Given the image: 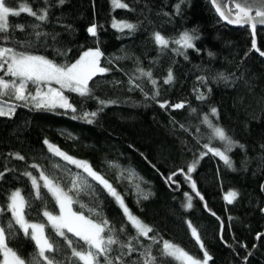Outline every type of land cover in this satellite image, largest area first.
Returning a JSON list of instances; mask_svg holds the SVG:
<instances>
[{
	"label": "trees",
	"instance_id": "16d2710c",
	"mask_svg": "<svg viewBox=\"0 0 264 264\" xmlns=\"http://www.w3.org/2000/svg\"><path fill=\"white\" fill-rule=\"evenodd\" d=\"M122 1L129 7L113 8L110 0H65L63 5L58 0H48L47 4L44 0H11L15 9H19L20 3L33 11L46 8L48 19L37 21L25 12L10 16L9 40H0V46L45 56L58 64L74 63L84 51L98 48L103 53L100 65L109 71L94 77L89 87L95 84L94 96L99 100L116 103L105 107L89 124L80 118L72 119V116L96 111L97 99H82L65 91L69 102L77 108L76 113H65L64 109L37 111L29 106L17 107L11 117H0V172H4L0 179V207L5 208L0 222L6 223L11 218L6 210L8 197L14 190H20L30 205L25 208L26 219L44 223L46 234L52 235L66 249L42 214L46 207L53 215H59V205L47 194L43 204L33 199L31 181L23 175L27 170L39 178V172L30 167L36 163L47 175L55 174L65 187L68 186L70 176L63 168L53 167L57 163L65 165V162L47 151L44 144L47 139L104 174L124 195L131 211L152 226L154 231L150 237L155 235L158 239L174 242L202 258L203 253L187 227V222L191 221L213 258L209 264H264V235H260L264 234V59L253 51L249 29L223 24L209 0ZM177 4L180 5L179 14ZM114 19L130 22L137 28L119 31L112 26ZM34 24L40 25L35 29L42 33L38 40L31 27ZM14 25H23V31ZM92 25H96L95 37L87 31ZM194 29L199 39L194 41V49L186 51L185 59L176 51L185 50L171 41ZM156 32L169 39L168 48L161 50L155 43ZM45 33L47 35H43ZM256 40L257 48L264 51V28L256 29ZM58 49L65 55H58ZM209 52L213 55L209 56ZM137 68L152 72L158 82V101L172 105L184 102L185 108L162 109L156 100L146 99L145 93L149 97L154 93L147 78L136 81L142 84L143 91H129V77L139 75ZM169 68L175 77L171 85L164 83ZM221 73L228 78L227 82L219 79ZM198 92L208 98L197 99ZM9 103L20 104L14 100ZM212 107L219 113L218 121L210 116ZM193 108L195 113L191 111ZM206 114L225 128L234 141L245 146L244 149L234 147L228 153L235 171L211 153L200 159V153L207 151L203 145L208 143L210 135V130L201 123ZM212 146L221 147L219 141H213ZM9 153H19L25 160H16ZM194 160H199L198 166L188 173ZM66 167L73 173L81 171L73 165ZM119 170L133 172L135 183L120 179ZM186 174L195 180L203 201L192 191ZM89 181L95 184L90 178ZM137 184L143 192L152 194L139 205L135 193ZM229 191L239 193L231 204L225 198ZM42 193L46 190L42 189ZM185 193L193 197L191 210L182 206L186 202ZM97 194L103 202L104 215L116 230L115 235L126 243L135 235L134 230L127 225L126 230L120 232L126 224L121 209L106 192L101 190ZM79 199L90 207L95 205V201L83 193ZM72 208L89 215L79 204H73ZM68 235L71 237L70 233ZM258 235L260 239L256 238ZM140 242L151 245L152 254L160 256L161 244H153L143 237ZM132 243L143 250L135 240ZM9 246L25 259L36 251L34 242L20 230L9 239ZM61 254L67 256L68 252ZM140 259L138 252L126 258L128 262ZM164 264L171 262L165 260Z\"/></svg>",
	"mask_w": 264,
	"mask_h": 264
},
{
	"label": "snow or ice",
	"instance_id": "6c2138e0",
	"mask_svg": "<svg viewBox=\"0 0 264 264\" xmlns=\"http://www.w3.org/2000/svg\"><path fill=\"white\" fill-rule=\"evenodd\" d=\"M58 2L60 5H63L65 0H58ZM180 2L183 3L184 0H180ZM44 3L47 4L48 0H44ZM211 3L215 6V11L219 16L229 24L250 26L253 32L258 24L264 25V0H243L242 3H235L237 10L235 15H233L232 8L227 7V4L232 3V0H211ZM111 4L113 8L126 9L129 7L122 0H111ZM176 11L179 14V4L176 5ZM21 12L27 13L37 21L44 22L48 19V11L46 8L33 11L31 7L20 3L19 10H16L12 6L11 0H0V40L4 42L9 40L8 18L10 16H19ZM253 12L255 15H253ZM112 26L119 31H124L125 29L135 31L137 28V25L124 21H114ZM14 27L19 28L21 31L24 29L23 25H14ZM31 27L34 29L35 37L38 40L42 33L35 32V29H38L40 25L34 24ZM87 31L91 36H97L96 25L90 26ZM43 35L47 34L45 33ZM197 39H199V36L194 29L191 33L188 31L183 32L178 39L171 42L185 50L184 52H180L179 49L176 51L177 54L184 55L185 59H187L186 51L195 48L194 41ZM154 41L161 50L168 48L170 43L169 39L165 38L159 32L154 33ZM27 44L31 46L30 42H27ZM23 46L24 44H21V47ZM253 48L259 52L260 56L264 57V51L256 48L255 42H253ZM57 53L58 55H65L59 49ZM212 55L213 53L209 52V56ZM102 56L103 53L98 48L95 50L90 49L85 51L74 63L58 64L45 56L17 51L12 47L0 46V73H3V75H0V117H11L15 114L17 107L29 106L37 111L56 112L57 109H64L65 113L67 111L76 113L77 108L69 102V97L64 94L67 91L77 94L82 99H97L99 107L96 111H85L79 117L76 115L72 116V119L80 118L89 124L93 123L94 118L105 107L116 103V101L99 100L94 96L93 90L95 84L93 87H89V82L94 77L104 75L109 71L108 68L101 67L100 65ZM136 71L139 75L129 77V84L131 85L128 89L129 91L135 89L143 91L142 84H138L136 81L147 78L153 86L154 93L151 97L145 93L146 99L156 100L162 109L172 108L176 110L185 108L184 102L172 105L167 101H158L157 97L160 95L159 88L157 87L158 82L153 78L152 72L145 71L143 68H137ZM200 79L205 81L204 77H200ZM219 79L227 82L228 78L221 73L219 74ZM174 80L175 77L172 69L169 68L164 83L171 85L174 83ZM53 84L59 85V87H53ZM208 91L211 92V89ZM5 97L7 99H4ZM207 98L206 95L198 92L197 99L204 101ZM12 100L19 101L20 104L9 103ZM191 111L195 113L196 109L193 108ZM56 114L62 113L57 112ZM210 116L215 117L217 121L219 120V113L215 107L210 109ZM201 123L206 125L210 130V135L208 143L203 145L207 151L200 153V159H203L205 155L211 153L212 156L218 157L223 161L226 167L235 171L234 162L228 153L234 147L244 149L245 146L234 141L225 128L218 123H214L209 118V114L203 116ZM180 127L187 131L184 125H180ZM197 131H199V128H197ZM213 141H219L221 147L212 146ZM44 144L47 147V151L53 157H58L65 162V165L57 163L53 167L63 168L65 174L70 176L68 186L65 187L55 174L51 176L47 175L41 169L40 165L36 163H32L30 167L39 172V178L27 170H25L23 175L27 176L31 181L33 199L39 200L43 204L45 195L47 194L59 205V215H53L46 207L42 209V214L46 217L54 236L59 237L64 242L66 249L62 247L59 241L53 239L52 235L46 234L44 223H34L26 219L25 208L26 206L30 207V205L20 190H16L8 197L9 202L6 205V210L11 213V218L6 223L0 222V264H158V261L159 264H164L165 260L170 261L171 264H209V261L213 259L205 248V244L201 239L197 227L191 221L187 222V227L190 230L191 237L203 253L202 258L190 254L189 251L174 242L163 240L162 238L158 239L155 235L150 237L149 234L154 231L152 226L144 223L131 211L125 203L124 195L117 191L116 187L113 186L104 174L96 171L88 161L79 160L69 155L49 140L45 139ZM9 155L13 156L16 160H25V157L19 153H9ZM198 163L199 160H194L188 167V173L194 172ZM246 163L247 161H245ZM66 165H73L81 171L73 173L71 168H67ZM3 177L4 172H0V179H3ZM89 178L91 181H95V184L90 183ZM168 179L170 180L171 177ZM185 179L189 181L191 189L195 192L196 196L203 201L204 197L197 190L195 180H192L191 176L187 174L185 175ZM135 188L137 192V205H139L141 200H148L152 195L151 193L143 192L139 184L135 185ZM42 189L46 190V193H42ZM101 190L106 192L114 200L121 209L123 217L126 218V224L119 231L124 232L127 225H131L135 232V235L126 243L118 239L115 235L116 230L104 215L103 202L99 200L97 194ZM81 193L92 198L95 201V205L90 207L81 201L79 199ZM238 196L239 193L235 191L231 192L226 197L227 202L229 204L233 203ZM185 197L186 202L182 206L185 210H191L193 208V197L188 193H185ZM73 204H79L80 208L85 209L89 215H85L83 211H73ZM204 207L207 208L206 203ZM4 214L5 208L0 207V216ZM211 214L213 216L216 215L214 212ZM92 217H96V219ZM18 230L22 231L24 236L34 242L36 251L29 259H25L9 246V239L14 238ZM68 233L71 234V237ZM260 235L256 238L260 239ZM140 237L152 240L153 244H161L159 248L160 256L153 255L151 245H143L140 242ZM133 240L140 245V248L143 249L142 251L133 245ZM64 251L68 252L67 256L61 254ZM134 252H138L141 259L128 262L126 258L132 256Z\"/></svg>",
	"mask_w": 264,
	"mask_h": 264
},
{
	"label": "water",
	"instance_id": "95a60500",
	"mask_svg": "<svg viewBox=\"0 0 264 264\" xmlns=\"http://www.w3.org/2000/svg\"><path fill=\"white\" fill-rule=\"evenodd\" d=\"M209 2H210L211 7H212L213 10H214L216 16L219 18V20H220L223 24H225L226 26H228V27H230V28H244V27H247V28L249 29L250 34H251V38H252V49H253L254 52H256V53L259 55V52L255 51V49L253 48V42H255V46H256V48H257L256 29H257V28H264V25H259V24H258L257 27H256V29H255V31L253 32V31L251 30L250 26H243V25H237V24H229V23H227L226 20L222 19V18L219 16V14L215 11V6L211 3V0H209ZM237 2L242 3L243 0H232V3H228V4H227V7H228V8H232V10H233V15H235V13H236V11H237L236 8H235V3H237ZM253 15H255L254 12H253ZM259 56H260V55H259ZM260 57H262V56H260ZM262 58L264 59V57H262Z\"/></svg>",
	"mask_w": 264,
	"mask_h": 264
},
{
	"label": "rangeland",
	"instance_id": "374dc122",
	"mask_svg": "<svg viewBox=\"0 0 264 264\" xmlns=\"http://www.w3.org/2000/svg\"><path fill=\"white\" fill-rule=\"evenodd\" d=\"M110 2H111V0H110ZM123 2V1H122ZM124 3V2H123ZM16 10H19V9H16ZM121 22V21H119V20H116V19H114L113 20V22ZM113 22H112V25H113ZM124 22H127V21H124ZM128 23H130V22H128ZM117 29V28H116ZM85 52V51H84ZM83 52V53H84ZM83 53L80 55V56H82L83 55ZM80 58V57H79ZM78 58V59H79ZM101 67H103L102 65H101ZM53 87H56V88H58L59 87V85H56V84H53L52 85ZM72 156V155H71ZM74 157V156H73ZM76 158V157H75ZM78 159V158H77ZM79 160H81V159H79ZM121 173H123V175H121ZM118 177L120 178V179H125V180H127L128 182H130L131 184H133V183H135V176H134V174H133V172H129V171H123V170H119V173H118ZM14 191H16V190H14ZM231 192H233V191H229L226 195H225V198L226 197H228L229 196V194L231 193ZM135 193H137L136 192V189H135ZM22 194V193H21ZM227 200V199H226ZM73 209V208H72ZM74 211V210H73Z\"/></svg>",
	"mask_w": 264,
	"mask_h": 264
}]
</instances>
